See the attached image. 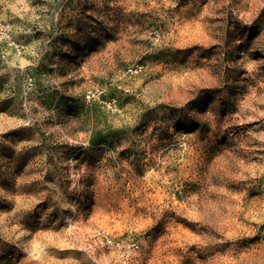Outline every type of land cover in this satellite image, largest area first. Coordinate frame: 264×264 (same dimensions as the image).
Here are the masks:
<instances>
[{
    "label": "rangeland",
    "instance_id": "rangeland-1",
    "mask_svg": "<svg viewBox=\"0 0 264 264\" xmlns=\"http://www.w3.org/2000/svg\"><path fill=\"white\" fill-rule=\"evenodd\" d=\"M0 264H264V0H0Z\"/></svg>",
    "mask_w": 264,
    "mask_h": 264
},
{
    "label": "built area",
    "instance_id": "built-area-1",
    "mask_svg": "<svg viewBox=\"0 0 264 264\" xmlns=\"http://www.w3.org/2000/svg\"><path fill=\"white\" fill-rule=\"evenodd\" d=\"M28 80H31L30 78H28ZM88 97H91L90 93H88Z\"/></svg>",
    "mask_w": 264,
    "mask_h": 264
}]
</instances>
